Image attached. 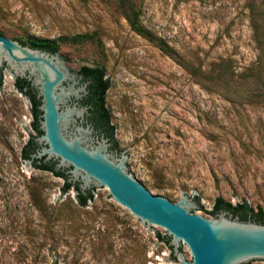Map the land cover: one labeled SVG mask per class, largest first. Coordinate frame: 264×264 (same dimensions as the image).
<instances>
[{
  "label": "rangeland",
  "instance_id": "obj_1",
  "mask_svg": "<svg viewBox=\"0 0 264 264\" xmlns=\"http://www.w3.org/2000/svg\"><path fill=\"white\" fill-rule=\"evenodd\" d=\"M130 8L173 56L131 29ZM0 31L20 43L58 46L76 72L103 68L115 136L153 195L177 203L182 192L190 194L206 218L218 198L264 211V0H0ZM3 75L0 264H51L53 242L60 264H163L167 245L149 253L155 231L107 188H96L92 209L83 208L73 188L61 195L64 179L31 166L23 171L29 134L16 119L25 116L37 136L32 105L7 69ZM54 196L64 199L55 204ZM182 252L192 260L185 244ZM176 260L164 264H182Z\"/></svg>",
  "mask_w": 264,
  "mask_h": 264
},
{
  "label": "water",
  "instance_id": "obj_2",
  "mask_svg": "<svg viewBox=\"0 0 264 264\" xmlns=\"http://www.w3.org/2000/svg\"><path fill=\"white\" fill-rule=\"evenodd\" d=\"M6 35L7 31H0V70L4 73L7 69L13 76L15 90H18L16 79L29 81L40 100V135L30 134L25 116L23 122L16 119L29 134L25 146L33 137L38 144L30 160L23 158L25 146L22 148L23 171L28 166L36 169L35 160L39 165L54 162L55 170L65 173L69 183L78 184L82 193L92 190L93 199L86 205L79 202L75 189L72 192L75 202L83 208H91L89 204L97 196L96 188H107L110 197L127 208L142 225L155 231L158 242L150 247L149 253L159 242L167 245L171 254L163 264L171 260L177 263L176 258L182 264H264V224L241 220L228 211L206 218L203 216L206 211L198 201L185 192L177 203L153 195L132 171V154L124 151L121 141L115 136L119 150H113L110 138L95 135L94 127L87 121L89 106L80 103L89 93L88 82L83 81V75L76 72L67 57L32 48ZM4 77L1 94L6 83ZM18 92L27 105H32L25 93ZM28 108L33 116L32 108ZM33 119L35 122L34 116ZM34 122L30 124L36 131ZM64 187L65 182L60 188L61 195ZM61 199L64 198L54 196L52 200L57 204ZM153 226L164 228L166 235L162 236ZM184 244L191 252V261L182 252ZM57 247L53 242L48 248L51 264H60L52 254Z\"/></svg>",
  "mask_w": 264,
  "mask_h": 264
},
{
  "label": "trees",
  "instance_id": "obj_3",
  "mask_svg": "<svg viewBox=\"0 0 264 264\" xmlns=\"http://www.w3.org/2000/svg\"><path fill=\"white\" fill-rule=\"evenodd\" d=\"M123 9V5H122ZM252 16H253V24L254 30L257 38L260 39V27L256 20L255 11L252 8ZM125 12V11H124ZM125 17L131 27V29L136 32L137 34L143 36L144 38L148 39L149 41L158 43L161 50L167 53L170 56L174 55V49L163 39L156 37L153 33L147 30L140 19V15L136 13L133 8H130V11L127 13L125 12ZM258 39V40H259ZM24 45H29L32 48H38L42 50H46L52 53H57L58 46L56 45H49L46 42H40L36 40L29 39L28 41L22 42ZM226 67H222L219 72L217 73L218 80H222L224 74L226 73ZM80 74L84 76V81L88 82V95L85 97L83 101L84 105L89 106V116L88 122L91 123L96 130L100 133H104L106 137L110 138L112 142V148L114 150H119L117 142L115 140V132L116 128L115 125L112 123V117L109 109L106 106V96L108 90L110 88V81L106 78L105 72L101 67H87L84 66L79 71ZM196 74H199L196 71ZM16 87L19 91L25 93L31 103H32V113L35 118V122L33 123V127L38 133L41 134L39 129V116L40 111L38 110V106L40 105V100L36 97V92L31 87V84L27 80L16 79ZM3 85V69L0 70V87ZM38 148V144L34 141V137L27 143L24 147L22 156L25 160L31 159V154L34 153ZM34 167L46 171H50L58 177H62L65 180V187L64 192H68L70 189H75L77 191V196L79 202L82 205H86L88 201L93 199L92 190L88 191L86 194L82 193L78 184H72L67 181V176L65 173L61 171L55 170V163L48 162L43 163L41 165L37 164V160L33 162ZM221 211H228L229 213L233 214L234 216H239L241 220H253L258 223L264 224V211L260 209L259 211H255L253 207L247 202L243 201L236 205H233L231 202H226L222 198H218L215 204V208L209 213L210 215L217 216Z\"/></svg>",
  "mask_w": 264,
  "mask_h": 264
},
{
  "label": "flooded vegetation",
  "instance_id": "obj_4",
  "mask_svg": "<svg viewBox=\"0 0 264 264\" xmlns=\"http://www.w3.org/2000/svg\"><path fill=\"white\" fill-rule=\"evenodd\" d=\"M84 77V76H83ZM83 81H84V78H83ZM85 82V81H84ZM87 96V95H86ZM85 96V97H86ZM85 97L80 101V103L82 104V105H84L83 104V101L85 100ZM89 116V115H88ZM87 121H88V118H87ZM89 123V122H88ZM89 124H91V123H89ZM92 125V124H91ZM93 126V125H92ZM94 127V126H93ZM94 129H95V127H94ZM95 135L96 136H102V135H104L105 136V134L104 133H100L98 130H96L95 129ZM106 137V136H105ZM106 138H108V137H106ZM112 148V147H111ZM113 149V148H112ZM114 150V149H113Z\"/></svg>",
  "mask_w": 264,
  "mask_h": 264
}]
</instances>
